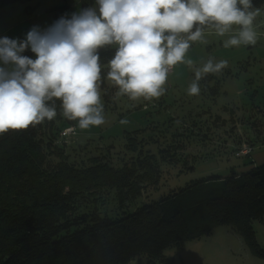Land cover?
Segmentation results:
<instances>
[{
  "label": "trees",
  "instance_id": "obj_1",
  "mask_svg": "<svg viewBox=\"0 0 264 264\" xmlns=\"http://www.w3.org/2000/svg\"><path fill=\"white\" fill-rule=\"evenodd\" d=\"M32 1L0 0V8ZM263 5L253 0L250 11ZM25 55L34 58L30 51ZM113 55L114 49L101 50L103 88ZM214 78L209 74L205 82ZM56 107L52 121L0 134V264H129L140 256L156 264L166 260L167 249L182 248L221 224L236 227L264 254L253 227L264 224V165L170 186L154 197L172 174L165 164L190 167L174 147L181 135L155 149L161 139L150 140L146 129L127 132L124 147L132 160L116 166L102 155L106 147L90 145V159L78 147L68 148L61 133L78 122L61 115L59 102ZM150 186L156 191L148 193Z\"/></svg>",
  "mask_w": 264,
  "mask_h": 264
},
{
  "label": "rangeland",
  "instance_id": "obj_2",
  "mask_svg": "<svg viewBox=\"0 0 264 264\" xmlns=\"http://www.w3.org/2000/svg\"><path fill=\"white\" fill-rule=\"evenodd\" d=\"M93 5L94 0L13 3L0 8V36L23 39L33 25L47 27L66 13ZM253 12L256 14L253 21L257 34L255 45L225 48L224 41L239 30L235 25L223 37L209 27L202 41L192 43L186 59H191L196 66H202L210 58L228 62L227 68L216 74L217 79L205 82L203 78L199 82L198 95H188L194 73L187 64H178L172 69L164 95L151 101L143 98L133 101L119 94L118 87L106 78L104 88L99 82L105 122L88 129L73 126L75 133L62 135L63 143L68 148L78 147L77 151L85 155V159L92 158L88 153L90 145L94 149L106 147L107 151L102 148L105 152L102 155L112 165L121 166L132 160V154L124 147L130 136L127 132L146 129V135L153 136L150 140H156V136L161 139L160 143L152 144L155 149H164L161 145L166 147L169 144L166 140H174V134L181 135L174 147L179 150L180 162L190 167L172 168V164H165L172 174L166 175V185L154 197L169 191L170 186H184L191 180L213 175L225 178L231 175L233 168L243 173L264 165V5ZM131 135L141 139L139 134ZM85 147L87 150L83 151ZM246 147H251L253 153L237 158L236 152ZM95 153L101 154L97 150ZM173 171L183 172L177 176ZM155 191L150 186L147 192ZM113 202L111 194L107 205L111 207ZM253 227L264 249V224L255 221ZM249 244L236 227L221 224L207 236L186 241L182 248L167 249L166 260L156 264H264L262 251ZM129 264H148V258L140 256Z\"/></svg>",
  "mask_w": 264,
  "mask_h": 264
},
{
  "label": "clouds",
  "instance_id": "obj_3",
  "mask_svg": "<svg viewBox=\"0 0 264 264\" xmlns=\"http://www.w3.org/2000/svg\"><path fill=\"white\" fill-rule=\"evenodd\" d=\"M253 0H94L47 27L33 25L23 39L0 36V134L52 121L61 115L81 129L105 122L101 103V50L114 49L107 79L119 94L136 101L164 95L168 76L187 64L199 82L220 73L228 62L209 59L196 66L186 59L205 29L225 36L223 46L255 45ZM30 51L32 56L25 55Z\"/></svg>",
  "mask_w": 264,
  "mask_h": 264
},
{
  "label": "built area",
  "instance_id": "obj_4",
  "mask_svg": "<svg viewBox=\"0 0 264 264\" xmlns=\"http://www.w3.org/2000/svg\"><path fill=\"white\" fill-rule=\"evenodd\" d=\"M73 129H75L73 126L65 129L62 133H61V136L63 135L64 137H67L68 134H71L73 131ZM75 133V132H74ZM62 136V138H63ZM64 139V138H63ZM253 151H252V148L251 147H246L244 149H240L238 152H236V156L237 157H245L247 156V154H251Z\"/></svg>",
  "mask_w": 264,
  "mask_h": 264
}]
</instances>
